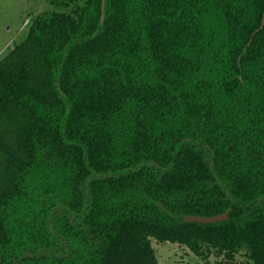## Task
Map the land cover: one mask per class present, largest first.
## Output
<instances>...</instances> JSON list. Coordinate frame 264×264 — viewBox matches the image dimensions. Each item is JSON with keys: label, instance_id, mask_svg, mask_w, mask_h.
<instances>
[{"label": "trees", "instance_id": "1", "mask_svg": "<svg viewBox=\"0 0 264 264\" xmlns=\"http://www.w3.org/2000/svg\"><path fill=\"white\" fill-rule=\"evenodd\" d=\"M44 1L0 60V264H264V0Z\"/></svg>", "mask_w": 264, "mask_h": 264}, {"label": "rangeland", "instance_id": "2", "mask_svg": "<svg viewBox=\"0 0 264 264\" xmlns=\"http://www.w3.org/2000/svg\"><path fill=\"white\" fill-rule=\"evenodd\" d=\"M48 9L44 0H0V60L26 38L30 25ZM150 244L159 264H223L216 254L203 260L183 245L153 238Z\"/></svg>", "mask_w": 264, "mask_h": 264}, {"label": "water", "instance_id": "3", "mask_svg": "<svg viewBox=\"0 0 264 264\" xmlns=\"http://www.w3.org/2000/svg\"><path fill=\"white\" fill-rule=\"evenodd\" d=\"M105 4H106V0H102L101 1V12H102V18H101V21L104 20V10H105ZM264 26V18H263V23H262V26ZM230 214V211H228L227 213L223 214V215H218V216H215V217H212V218H202V217H196V216H193V217H188L186 219L187 222L189 223H199V224H214V223H217V222H222V221H226L228 219V216ZM224 264H235L233 262H225Z\"/></svg>", "mask_w": 264, "mask_h": 264}]
</instances>
